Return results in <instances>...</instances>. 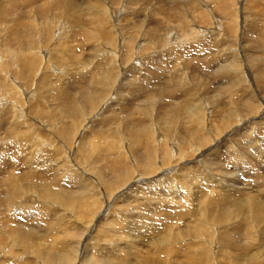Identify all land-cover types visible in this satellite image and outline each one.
Returning a JSON list of instances; mask_svg holds the SVG:
<instances>
[{"label":"rangeland","instance_id":"1","mask_svg":"<svg viewBox=\"0 0 264 264\" xmlns=\"http://www.w3.org/2000/svg\"><path fill=\"white\" fill-rule=\"evenodd\" d=\"M2 1L0 53L14 58L0 70V264H263L264 0Z\"/></svg>","mask_w":264,"mask_h":264},{"label":"bare ground","instance_id":"2","mask_svg":"<svg viewBox=\"0 0 264 264\" xmlns=\"http://www.w3.org/2000/svg\"><path fill=\"white\" fill-rule=\"evenodd\" d=\"M1 1H2V0H1ZM10 1L12 2V0H10ZM16 1H17V0H16ZM81 1H82V0H81ZM93 1H94V0H93ZM260 1H261V0H259V2H260ZM2 2H3V1H2ZM4 2H5V1H4ZM6 2H7V0H6ZM13 2H15V1H13ZM13 2H12V3H13ZM75 2H76V1H75ZM202 2H203V1H202ZM207 2H209V1H207ZM250 2H251V1H250ZM261 2H263V1H261ZM0 3H1V2H0ZM17 3H18V2H17ZM87 3H88V2H87ZM181 3H182V2H181ZM190 3H191V2H190ZM70 4H71V3H70ZM182 4H183V3H182ZM209 4H210V3H209ZM217 4H218V3H217ZM220 4H221V2H220ZM254 4H255V3H254ZM258 4H259V3H258ZM74 5H76V4H74ZM105 5H106V4H105ZM207 5H208V4H207ZM16 6H17V5H16ZM93 6H94V5H93ZM149 6H150V4H149ZM189 6H190V5H189ZM86 8H87V7H86ZM86 8H85V9H86ZM185 8H186V7H185ZM210 8H212V7H210ZM240 8H241V7H240ZM70 9H71V7H70ZM100 9H101V8H100ZM145 9H146V8H145ZM206 9H207V8H206ZM225 9H226V8H225ZM72 10H73V9H72ZM242 10H243V9H242ZM70 11H71V10H70ZM86 11H87V10H86ZM105 11H106V10H105ZM110 11H112V10H110ZM222 11H223V10H222ZM113 12H114V11H113ZM181 12H182V11H181ZM211 12H212V10H211ZM211 12H209V13H211ZM225 12L227 13V11H225ZM229 12H230V11H229ZM229 12H228L227 14H229ZM233 12H234V11H233ZM14 13H15V12H14ZM110 13H111V12H110ZM136 13H137V12H136ZM222 13H223V12H222ZM241 13H242V12H241ZM53 14H54V13H53L52 11H50V12L48 11V12L42 13L41 15L44 17V19L51 18V15H52V17H53V19H54L55 16H54ZM104 14H105V13H104ZM107 14H108V13H107ZM126 14H127V13H126ZM194 14H195V13H194ZM194 14H193V15H194ZM211 14H212V13H211ZM214 14H215V13H214ZM93 15H94V14H93ZM127 15H129V14H127ZM239 15H240V14H239ZM57 16H58V15H56V17H57ZM61 16H62V15H61ZM123 16H124V15H123ZM129 16H130V15H129ZM210 16H211V15H209V18H210ZM216 16H217V15H216ZM231 16H232V15H231ZM249 16H250V15H249ZM95 17H97V16H95ZM103 17H104V16H103ZM111 17H112V16H111ZM120 17H121V16H120ZM120 17H119V19H120ZM228 17H230V16L228 15ZM232 17H234V16H232ZM232 17H231V18H232ZM245 17L247 18V16H245ZM33 18H34V16H33ZM57 18H58V17H57ZM64 18H65V17H64ZM109 18H110V17H109ZM131 18L133 19V17H131ZM217 18H218V17H217ZM106 19H107V18H106ZM110 19H111V18H110ZM210 19H211V18H210ZM229 19H230V18H229ZM233 19H234V18H233ZM249 19H250V18H247V20H249ZM259 19H260V18H259ZM34 20H35V19H34ZM49 20H50V19H49ZM49 20H48V21H49ZM58 20H59V18H58ZM58 20H57V21H58ZM64 20H65V19H64ZM97 20H98V19H97ZM126 20H127V19H126ZM182 20H183V18H182ZM214 20H215V19H214ZM230 20H231V19H230ZM32 21H33V19H32ZM105 21H106V20H105ZM120 21H121V20H120ZM250 21H252V20H250ZM51 22H52V21H51ZM65 22H66V20H65L64 22H63V20H62V23L65 24ZM95 22H96V21H95ZM98 22H99V20H98ZM106 22H107V21H106ZM180 22H181V21H180ZM211 22H212V21H211ZM263 22H264V21H263ZM46 23H47V22H46ZM73 23H74V22H73ZM234 23H235V22H234ZM246 23H247V21H246ZM254 23H255V22H254ZM53 24H54V21H53ZM150 24H151V23H150ZM186 24H187V23H186ZM208 24H210V22H209ZM211 24H212V23H211ZM241 24H242V22H241ZM44 25H45V24H44ZM44 25H43V26H44ZM47 25H48V23H47ZM58 25H61V23L58 24ZM62 25H63V24H62ZM65 25H67V23H66ZM109 25H111V24H109ZM177 25H178V24H177ZM258 25H259V24H258ZM56 26H57V25H56ZM173 26H174V25H173ZM208 26H209V25H208ZM218 26H220V25H218ZM33 27H34V26H33ZM189 27H190V26H189ZM230 27H231V26H230ZM243 27H244V26H243ZM43 28H44V27H43ZM48 28H49V27H48ZM66 28H67V27H66ZM256 28H257V27H256ZM177 29H178V28H177ZM54 30H55V29H54ZM62 30H65V29L62 28ZM134 30H135V29H134ZM192 30L194 31L195 28L192 29ZM206 30H207V29H206ZM206 30H205V31H206ZM209 30H212V27H211V29H209ZM42 31H43V30H42ZM236 31H237V30H236ZM45 32H46V31H45ZM50 32H51V31H50ZM53 32H54V31H53ZM100 32H101V31H100ZM136 32L138 33L137 29H136ZM163 32H164V31H163ZM208 32H209V31H208ZM218 32H219V31H218ZM218 32H217V33H218ZM237 32H239V31H237ZM261 32H262V31H261ZM120 33H121V32H120ZM133 33H135V31H134ZM148 33H151V32H148ZM164 33H165V32H164ZM166 33H168V32H166ZM204 33H205V32H204ZM211 33H212V32H211ZM219 33H220V32H219ZM233 33H234V32H233ZM233 33H232V34H233ZM239 33H240V32H239ZM248 33H249V32H248ZM262 33H263V32H262ZM122 34L124 35V33H122ZM140 34H141V33H140ZM215 34H216V33H215ZM215 34L213 35V36H214V39H215V36H216V39H218V36H219V35H218V34L215 35ZM240 34H241V33H240ZM257 34H258V33H257ZM263 34H264V33H263ZM55 35H56V34H55ZM128 35H129V34H128ZM134 35H135V34H134ZM191 35H192V34H191ZM201 35H204V34H201ZM235 35H236V34H235ZM112 36H113V35H112ZM136 36H137V38H138V34H136ZM143 36H144V35H143ZM145 36H146V35H145ZM176 36H177V35H176ZM259 36H260V35H259ZM117 38H118V37H117ZM125 38H126V36H125ZM125 38H124V39H125ZM182 38H184V37H182ZM190 38H191V37H190ZM206 38H208V37H206ZM219 38H220V37H219ZM240 38H241V37H240ZM263 38H264V37H263ZM103 39H104V38H103ZM113 39H114V38H113ZM115 39H116V38H115ZM130 39H131V38H130ZM138 39H139V38H138ZM140 39H141V38H140ZM220 39H221V38H220ZM17 40H18V39H17ZM104 40H105V39H104ZM106 40H107V39H106ZM111 40H112V39H111ZM185 40H187V39H185ZM185 40H184V41H185ZM120 41H121V40H120ZM126 41H128V40H126ZM139 41H140V40H139ZM144 41H145V40H144ZM178 41H179V40H178ZM214 41H216V40H213V42H214ZM217 41H218V40H217ZM221 41H222V40H221ZM124 42H125V41H124ZM129 42H130V40H129ZM137 42H138V41H137ZM145 42H146V41H145ZM192 42H193V41H192ZM225 42H226V41H225ZM121 43H122V42H121ZM157 43H158V42H157ZM171 43H174V42H171ZM223 43H224V42H223ZM223 43H222V44H223ZM139 44H140V43H139ZM139 44H138L139 47L143 45V44H142V45H141V44L139 45ZM149 44H150V43H149ZM152 44H153V42H152ZM214 44L216 45L217 43H213V45H214ZM224 44H225V43H224ZM230 44H231V42H230ZM102 45H103V44H102ZM114 45H116V44H114ZM127 45H128V43H127ZM136 45H137V44H136ZM144 45H145V44H144ZM153 45H154V44H153ZM213 45H211V46H213ZM123 46H125V45H123ZM154 46H155V45H154ZM156 46H157V45H156ZM166 46H167V45H166ZM219 46H220V45H219ZM231 46H232V45H231ZM113 47H114V46H113ZM116 47H117V46H116ZM147 47H148V46H147ZM151 47H153V46H151ZM151 47H150V48H151ZM216 47H217V45H216ZM140 48H141V47H140ZM155 48H156V47H155ZM164 48H165V47H164ZM220 48H221V47H220ZM229 48H230V47H229ZM233 48H234V47H233ZM20 49H21V48H20ZM29 49H30V48H29ZM131 49H132V48H131ZM153 49H154V48H153ZM153 49H152V50H153ZM156 49H157V48H156ZM166 49H167V48H166ZM256 49H257V48H256ZM30 50H31V49H30ZM107 50H109V48H108ZM113 50H114V49H113ZM146 50H148V49L146 48ZM150 50H151V49H150ZM159 50H160V48H159ZM218 50H219V49H218ZM223 50H225V49H223ZM251 50H252V49H251ZM254 50H255V49H254ZM99 51H101V50H99ZM116 51H117V49H116ZM116 51H115V53H114V52H112V53L116 54V53H117ZM136 51H137V50H136ZM4 52H5V53H3V52L1 51V53H0V70H1L2 59L4 60V64H7V62H8V60H9L10 57H11V58H14V57H13V56H14V55H13L14 52H13L12 55H8V54H7V50H5ZM35 52H36V50H35ZM35 52H32V53H35ZM132 52H133V50H132ZM134 52H135V51H134ZM139 52H140V51H138V53H139ZM161 52H162V50H161ZM215 52H216V51H215ZM218 52H219V51H218ZM249 52H250V51H249ZM257 52H258V51H257ZM23 53H24V52H23ZM32 53H31V54H32ZM107 53H108V52H107ZM112 53H111V54H112ZM136 53H137V52H136ZM138 53H137V54H138ZM237 53H238V52H237ZM18 54H19V53H18ZM20 54H21V53H20ZM98 54H100V53L98 52ZM134 54H135V53H134ZM96 55H97V54H96ZM101 55H102V54H101ZM217 55H218V54H217ZM223 55H224V54H223ZM225 55H227V54H225ZM235 55H236V54H235ZM7 56H8L9 58H8ZM33 56H34V54H33ZM108 56H109V54H108ZM115 56H117V55H115ZM134 56H135V55H134ZM30 57H31V56H30ZM30 57H29V59H30ZM38 57H39V56H38ZM98 57H99V55H98ZM109 57H110V56H109ZM117 57H118V56H117ZM200 57H201V56H200ZM206 57H207V56H206ZM223 57H224V56H223ZM238 57H240V56H238ZM244 57H245V56H244ZM32 58H33V57H32ZM99 58H100V57H99ZM119 58H121V55H120ZM157 58H159V57L157 56ZM160 58H161V57H160ZM160 58H159V59H156V60L159 61ZM163 58H164V57H163ZM226 58H227V57H225V59H226ZM240 58H241V57H240ZM240 58H239V59H240ZM257 58H258V56H257ZM29 59H28V60H29ZM110 59H111V58H110ZM112 59H113V58H112ZM114 59H116V58H114ZM164 59H165V58H164ZM168 59H169V58H168ZM215 59H216V58H215ZM239 59H238V60H239ZM249 59H250V57H249ZM33 60H34V59H33ZM102 60H103V59H102ZM117 60H118V59H117ZM170 60H171V59H170ZM177 60H178V59H177ZM238 60H237V58H236L235 62L238 61ZM259 60H261V58H260ZM104 61H105V60H104ZM111 61H112V60H111ZM141 61H143V60H141ZM153 61H154V60H153ZM171 61H172V60H171ZM226 61H227V60H226ZM248 61H249V60H248ZM252 61H253V60H252ZM156 62H157V61H156ZM168 62H169V61H168ZM261 62H262V61H261ZM263 62H264V61H263ZM111 63H112V62H111ZM121 63H122V62H121ZM226 63H227V62H226ZM230 63H231V62H230ZM32 64H34V63H32ZM227 64H228V63H227ZM227 64H226V65H227ZM231 64H232V63H231ZM30 65H31V64H30ZM198 65H199V64H198ZM248 65H249V64H248ZM251 66H252V65H251ZM37 67H38V66H37ZM102 67H103V66H102ZM107 67H108V66H107ZM125 67H126V66H124V68H125ZM132 67H133V66H132ZM239 67H240V66H239ZM252 67H253V66H252ZM32 68H33V67H32ZM112 68H113V67H112ZM118 68H119V66H118ZM122 68H123V66H122ZM159 68H160V67H159ZM222 68H223V67H222ZM222 68H221V69H222ZM257 68H259V67L256 66V69H257ZM133 69H134V67H133ZM204 69H205V68H204ZM107 70H108V69H107ZM110 70H111V69H110ZM139 70H140V69H139ZM143 70H144V69H143ZM217 70L219 71L218 68H217ZM240 70H241V69H240ZM118 71H119V70H118ZM122 71H123V70H122ZM132 71H133V70H132ZM134 71H135V70H134ZM256 71H257V70H256ZM5 72H6V71H5ZM5 72H3V74H5ZM135 72H136V71H135ZM135 72H133V73H135ZM145 72H146V71H145ZM8 73H9V72H6V75H7ZM124 73L127 74V72H123V74H124ZM141 73H142V71H141ZM219 73H220V72H219ZM255 73H256V72H255ZM259 73H260V72H259ZM262 73H263V72L261 71V74H262ZM129 74H130V72H129ZM142 74H144V73H142ZM180 74H181V73H180ZM183 74H184V73H183ZM233 74H234V73H233ZM236 74H237V73H236ZM251 74H252V73H251ZM115 75H117V74H115ZM121 75H122V74H121ZM177 75H178V74H177ZM257 75H259V74H257ZM32 76H33V75H32ZM109 76H111V75H109ZM118 76H119V75H118ZM125 76H126V75H125ZM125 76H124V77H125ZM130 76H132V75H130ZM160 76H161V75H160ZM179 76H180V75H179ZM254 76H255V75H254ZM262 76H263V74H262ZM3 77H4V76H3ZM102 77H103V76H102ZM102 77H101V78H102ZM114 77H115V76H114ZM143 77H146V76L144 75ZM147 77H148V76H147ZM147 77H146V78H147ZM162 77H163V76H162ZM175 77H176V76H175ZM237 77H238V75H237ZM117 78H118V77H117ZM153 78H154V77H153ZM158 78H159V77H158ZM239 78H240V77H239ZM261 78H262V77H261ZM261 78H260V80H261ZM13 79H14V77H13ZM94 79H95V78H94ZM102 79H103V78H102ZM102 79H101V80H102ZM105 79H106V78H105ZM109 79H110V78H109ZM118 79H119V78H118ZM129 79H130V78H129ZM129 79H128V80H129ZM142 79H144V78H142ZM177 79H179V78H177ZM184 79H185V78H184ZM227 79H228V78H227ZM107 80H108V78H107ZM107 80H106V81H107ZM132 80H133V79H132ZM198 80H199V79H198ZM235 80H236V79H235ZM256 80H257V78H256ZM262 80H263V79H262ZM106 81H103V83H106ZM108 81H109V80H108ZM108 81H107V82H108ZM123 81H124V80H123ZM130 81H131V80H129V82H130ZM145 81H146V80H145ZM181 81H182V80H181ZM185 81H186V80H185ZM239 81H241V80L239 79ZM254 81H255V80H254ZM14 82H15V81H12V83H11L10 85L13 86ZM143 82H144V81H143ZM157 82H159V81H157ZM171 82H172V81H171ZM220 82H221V81H220ZM229 82H230V81H229ZM237 82H238V80H237ZM90 83H91V82H90ZM90 83H89V85H90ZM122 83H124V82H122ZM145 83H146V82H145ZM238 83H239V82H238ZM261 83H262V81H261ZM109 84H112V82L109 83ZM124 84H125V83H124ZM126 84H128V83H126ZM15 85L17 86V87H16V88H17V91H19L20 89H18V87H19L20 84L17 82V84H15ZM102 85H103V84H102ZM117 85H118V84H117ZM121 85H122V84H121ZM174 85H175V84H174ZM176 85H177V84H176ZM247 85H248V84H247ZM113 86H114V85H113ZM125 86H126V85H125ZM168 86H169V85H168ZM230 86H231V85H230ZM233 86H234V85H233ZM248 86H249V85H248ZM20 87H21V86H20ZM20 87H19V88H20ZM87 87H88V85H87ZM103 87H104V85H103ZM106 87H107V86H106ZM108 87H109V86H108ZM116 87H117V86H116ZM122 87H123V86H122ZM122 87H120V85H119V88H122ZM136 87H137V86H136ZM242 87H244V86H242ZM0 88H1V86H0ZM8 88H9V87H8ZM16 88H15V89H16ZM110 88H111V87H110ZM114 88H115V87H114ZM117 88H118V87H117ZM123 88H124V87H123ZM127 88L129 89L128 85H127ZM145 88H146V87H145ZM236 88H237V87H236ZM26 89H27V88H26ZM87 89H88V88H87ZM112 89H113V87H112ZM192 89H193V88H192ZM1 90H2V88L0 89V91H1ZM8 90H9V89H8ZM113 90H114V89H113ZM118 90H119V89H118ZM137 90H138V88H137ZM172 90H173V89H172ZM237 90H238V89H237ZM12 91H13V90H12ZM17 91L15 90V93H16L17 95H19V94L17 93ZM115 91H116V90H115ZM129 91H130V90H129ZM190 91H192V90H190ZM195 91H196V89H195ZM6 92H7V91H6ZM119 92H120V91H118L117 93H119ZM124 92H125V91H124ZM130 92H131V91H130ZM130 92H129V94H130ZM132 92H133V91H132ZM138 92H139V90H138ZM169 92H171V91H169ZM239 92H240V91H239ZM244 92H245V90H244ZM108 93H111V92L109 91ZM127 93H128V92H127ZM136 93H137V92H136ZM139 93H142V91L139 92ZM139 93H138V94H139ZM146 93H147V92H146ZM179 93H180V92H179ZM197 93H198V89H197ZM240 93H241V92H240ZM240 93H238V94H240ZM6 94H7V93H6ZM9 94H10V93H9ZM142 94H143V93H142ZM142 94H141V95H142ZM168 94H171V93H168ZM211 94H212V93H211ZM242 94H243V93H242ZM245 94H247V93H245ZM245 94H244V95H245ZM7 95H8V94H7ZM106 95H107V93H106ZM111 95H112V94H111ZM190 95H191V93H190ZM193 95H195V93H194ZM193 95H192V96H193ZM228 95H229V94H228ZM231 95H232V94H231ZM231 95L229 96L230 98H231ZM248 95H249V94H248ZM32 96H33V95H32ZM100 96H101V95H100ZM103 96H105V95L103 94ZM114 96H115V95H114ZM124 96H125V94H124ZM129 96H130V95H129ZM143 96H144V95H143ZM166 96H167V95H166ZM186 96H187V95H186ZM241 96H242V95H241ZM107 97H108V96H107ZM137 97H139V96H137ZM145 97H146V95H145ZM171 97H172V96H171ZM184 97H185V96H184ZM227 97H228V96H227ZM229 97H228V99H229ZM242 97H243V96H242ZM242 97H241V98H242ZM245 97H246V96H245ZM247 97H249V96H247ZM247 97H246V98H247ZM250 97H251V96H250ZM250 97H249V98H250ZM117 98H118V97H117ZM124 98H125V97H123V99H124ZM132 98H134L133 95H132ZM143 98H144V97H143ZM146 98H147V97H146ZM188 98H189V97H188ZM193 98H194V97H193ZM253 98H254V97H253ZM6 99H7V98H6ZM16 99H17V103L15 102V103H16L15 106L20 108V107H21V106H20L21 103H20V101H19V99H18L17 96H16ZM94 99H96V98H94ZM99 99H101V97H100ZM108 99H109V98H108ZM120 99H121V98H120ZM120 99H119V100H120ZM126 99H127V98H126ZM128 99H130V97H129ZM195 99H196V97H195ZM228 99H227V100H228ZM232 99H233V98H232ZM12 100H13V99H12ZM102 100H103V98H102ZM113 100H115V99L113 98ZM124 100H125V99H124ZM145 100H146V99H145ZM151 100H152V99H150V101H151ZM187 100H188V99H187ZM248 100H249V99H248ZM250 100H252V98H251ZM250 100H249V101H250ZM262 100H263V99H262ZM110 101H112V100L110 99ZM121 101H122V99H121ZM133 101H134V100H133ZM139 101H140V100H139ZM146 101H147V100H146ZM155 101H156V100H155ZM169 101H171V98H170ZM201 101H202V100H201ZM237 101H238V100H237ZM242 101H243V100H242ZM96 102H97V101H96ZM100 102H102V101H100ZM174 102H175V101H174ZM245 102H247V101H245ZM255 102H256V101H255ZM258 102H259V99H258ZM126 103H127V100H126ZM129 103H130V102H129ZM133 103H134V102H133ZM143 103H144V102H143ZM147 103H148V102H147ZM175 103H176V102H175ZM191 103H192V102H191ZM10 104H11V103H10ZM13 104H14V103H13ZM108 104H109V103H108ZM134 104H135V103H134ZM145 104H146V102H145ZM145 104H144V105H145ZM171 104H172V103H171ZM235 104H238V103H235ZM244 104H245V103H244ZM248 104H249V103H248ZM259 104H260V103H259ZM259 104H258V105H259ZM261 104H262V103H261ZM261 104H260V105H261ZM263 104H264V103H263ZM135 105H136V104H135ZM149 105H150V104H149ZM154 105H155V102H154ZM169 105H170V104H169ZM228 105H229V104H228ZM239 105H240V104H239ZM239 105H238V106H239ZM245 105H246V104H245ZM253 105H254V102H253ZM100 106H101V105H100ZM102 106H103V104H102ZM113 106H114V105H113ZM136 106H137V105H136ZM188 106H189V105H188ZM234 106H235V105H234ZM251 106H252V105H251ZM261 106H262V105H261ZM134 107H135V106H134ZM182 107H183V106H182ZM226 107H230V106H226ZM247 107H248V106H247ZM255 107H256V105H255ZM257 107H258V106H257ZM180 108H181V107H180ZM214 108H215V107H214ZM241 108H242V107H241ZM259 108H260V107H259ZM6 109H7V107H6ZM14 109H15V108H14ZM20 109H21V108H20ZM102 109H103V108H102ZM112 109H113V108H112ZM134 109H136V108H134ZM137 109H140V108H137ZM137 109H136V110H137ZM172 109H176V108H172ZM172 109H171V110H172ZM182 109H183V108H182ZM193 109H194V108H193ZM200 109H201V108H200ZM232 109H233V108H232ZM242 109H243V108H242ZM257 109H258V108H257ZM21 110H22V109H21ZM178 110H179V109H178ZM222 110H223V109H222ZM225 110H226V109H225ZM234 110H236V109H234ZM96 111H97V110H96ZM144 111H145V110H143V112H144ZM191 111H192V108H191ZM191 111H190V112H191ZM223 111H224V110H223ZM230 111H231V108H230ZM238 111H239V110H238ZM244 111H245V110H244ZM18 112H20L19 109H18ZM22 112H23V111H22ZM141 112H142V110H141ZM143 112H142V113H143ZM170 112H171V111H170ZM174 112H175V111H174ZM176 112H178V111L176 110ZM188 112H189V111H188ZM188 112H187V113H188ZM190 112H189V113H190ZM227 112H228V111H227ZM245 112H246V111H245ZM249 112H250V111H249ZM252 112H253V111H252ZM255 112H256V111H255ZM2 113H3V112H2ZM15 113H16V112H15ZM139 113H140V112H139ZM179 113H180V112H179ZM189 113H188V114H189ZM194 113H195V112H194ZM225 113H226V111H225ZM235 113H236V112H235ZM237 113H238V112H237ZM242 113H243V112H242ZM261 113H262V111H261ZM99 114H100V113H99ZM147 114H148V113H147ZM149 114L151 115V112H149ZM246 114H247V112H246ZM246 114H245V116H246ZM163 115H164V114H163ZM239 115L242 116L241 113H240ZM258 115H260V114H258ZM173 116H174V115H173ZM175 116H178V115L176 114ZM180 116H183V115H181V113H180ZM201 116H202V115H201ZM233 116H234V115H233ZM256 116H257V115H256ZM49 117H50V116H49ZM165 117H166V116H165ZM167 117H168V116H167ZM229 117H230V115H229ZM248 117H249V116H248ZM251 117H252V116H251ZM253 117H254V116H253ZM253 117H252V118H253ZM258 117H259V116H258ZM172 118H174V117H172ZM181 118H182V117H181ZM185 118H186V117H185ZM222 118H223V117H221V120H222ZM225 118H226V117H225ZM232 118H233V117H232ZM246 118H247V117H246ZM259 118H260V117H259ZM261 118L263 119V116H262ZM12 119H13V118H12ZM37 119H38V118H37ZM83 119H84V117H83ZM85 119L88 120V119H90V118H85ZM175 119H176V118H175ZM187 119H188V118H187ZM189 119H190V118H189ZM189 119H188V120H189ZM228 119H229V118H228ZM237 119H238V117H237ZM240 119H241V117H240ZM244 119H245V118H243V120H244ZM54 120H55V119H54ZM87 120H86V121H87ZM182 120H183V119H182ZM193 120H194V119H193ZM230 120H231V119H230ZM248 120H249V119H248ZM46 121H47V120H46ZM88 121H89V120H88ZM183 121H184V120H183ZM185 121H187V120H185ZM196 121H197V119H196ZM203 121H204V120H203ZM223 121H224V119H223ZM223 121H222V122H223ZM228 121H229V120H228ZM237 121H238V120H237ZM237 121H236V122H237ZM245 121H246V119H245ZM258 121H259V120H258ZM35 122H36V121H35ZM37 122H38V121H37ZM188 122H189V121H188ZM222 122H220V124H221ZM239 122H240V121H239ZM249 122H250V121H249ZM254 122H255V120H254ZM33 123H34V122H33ZM78 123H79V122H78ZM166 123H167V122H166ZM170 123H171V122H170ZM184 123H185V122H184ZM189 123H190V122H189ZM205 123H206V122H205ZM224 123L226 124L227 121H224ZM243 123H244V122H243ZM243 123H242V125H243ZM262 123H263V122H262ZM171 124H172V123H171ZM180 124H181V123H180ZM203 124H204V123H203ZM234 124H235V121H234ZM250 124H252V123H250ZM254 124H255V123H254ZM36 125H37V123H36ZM40 125H41V124H40ZM164 125H165V124H164ZM205 125H206V124H205ZM205 125H204V126H205ZM244 125H245V124H244ZM252 125H253V124H252ZM255 125H256V124H255ZM260 125H261V124L258 122V126H260ZM86 126H88V125H86ZM162 126H163V125H162ZM206 126H207V125H206ZM221 126H222V128H224L223 125H221ZM228 126H229V124H228ZM237 126H238V125H237ZM245 126H246V125H245ZM262 126H263V125H262ZM83 127H84V126H83ZM183 127H184V125H183ZM255 127H257V126H255ZM260 127H261V126H260ZM19 128H20V127H19ZM181 128H182V127H181ZM199 128H200V127H199ZM208 128H209V127H208ZM228 128H229V127H228ZM233 128H234V126H233ZM244 128H245V127H244ZM257 128H258V127H257ZM21 129H22V128H21ZM21 129H20V130H21ZM33 129H34V128H33ZM85 129H86V128H85ZM240 129H241V128H239V130H240ZM20 130H19V131H20ZM147 130H148V129H147ZM184 130H185V127H184ZM201 130H204V129H201ZM217 130H218V127H217ZM222 130L224 131V129H222ZM222 130H221V133H222ZM242 130H243V129H242ZM244 130H245V129H244ZM244 130H243V131H244ZM250 130H251V129H250ZM19 131H18V132H19ZM174 131H175V130H174ZM206 131H207V129H205V132H206ZM210 131H211V130H210ZM218 131H220V130H218ZM245 131H246V130H245ZM261 131H262V130H261ZM79 132H80V130H79ZM114 132H115V131H114ZM199 132H200V131H199ZM205 132H204V133H205ZM202 133H203V132H202ZM231 133H233V132H231ZM231 133H230V134H231ZM234 133H235V132H234ZM238 133H239V132H238ZM247 133L249 134L248 131H247ZM222 134H223V133H222ZM253 134H254V133H253ZM257 134H258V133H257ZM79 135H80V133H79ZM87 135H88V134H87ZM214 135H215V134H214ZM232 135H233V134H232ZM243 135H244V132H243ZM261 135H262V134H261ZM123 136H124V135H123ZM180 136H181V135H180ZM211 136H212V135H211ZM229 136H230V135H229ZM245 136L247 137L248 135H245ZM245 136H243V137H245ZM250 136H251V135H250ZM263 136H264V135H263ZM112 137H113V136H112ZM188 137H189V136H188ZM195 137H196V135H195ZM195 137H194V139H196ZM214 137H215V136H214ZM225 137H227V135H225L223 138H225ZM234 137H235V136H234ZM234 137H233V138H234ZM246 137H245V138H246ZM113 138H114V137H113ZM181 138H183V137H181ZM189 138H190V137H189ZM197 138H198V137H197ZM201 138H202V137H201ZM239 138H240V137H239ZM245 138H244V139H245ZM253 138H254V137H253ZM259 138H260V137H259ZM262 138H263V137H262ZM111 139H112V138H111ZM111 139H109V140L111 141ZM218 139H219V137H218ZM240 139H241V138H240ZM249 139H250V138H249ZM255 139H257V138H255ZM255 139H254V140H255ZM263 139H264V138H263ZM109 140H108V141H109ZM168 140H169V139H168ZM183 140H184V138H183ZM220 140H223V139H220ZM226 140L228 141V138H226ZM229 140H230V138H229ZM108 141H107V142H108ZM112 141H113V139H112ZM170 141H172V140H170ZM190 141H191V140H190ZM199 141H200V140H199ZM230 141H231V140H230ZM237 141H238V140H236V142H237ZM245 141H247V140H245ZM252 141H253V140H252ZM165 142H166V141H165ZM187 142H188V141H187ZM187 142H186V143H187ZM202 142H203V141H202ZM218 142H219V140H217L216 142H212V143H213V146H214V144L217 145ZM250 142H251V141H250ZM253 142L255 143V141H253ZM256 142L258 143V141H256ZM96 143H97V142H96ZM103 143H104V142H103ZM105 143H106V142H105ZM157 143H158V142H157ZM177 143H178V142H177ZM189 143H190V142H189ZM195 143H196V142H195ZM199 143H200V142H199ZM244 143H245V142H244ZM244 143H243V144H244ZM109 144H110V143H109ZM149 144H150V143H149ZM230 144H231V145H234L235 142H234V144H233V143H230ZM246 144H247V143H246ZM94 145L96 146V144H94ZM170 145H171V144H170ZM189 145H190V144H189ZM192 145H193V144H192ZM231 145H230V148H231ZM244 145H245V144H244ZM157 146H158V145H157ZM195 146H196V145H195ZM208 146H209V145H208ZM220 146H221V145H220ZM249 146H251V145H249ZM256 146L258 147V144H257ZM86 147H87V146H86ZM113 147H114V146H113ZM193 147H194V146H193ZM201 147H202V145H201ZM239 147H240V146H239ZM251 147H252V146H251ZM103 148H104V147H103ZM194 148H195V147H194ZM206 148H207V147H206ZM221 148H222V146H221ZM246 148H247V147H246ZM110 149H111V147H110ZM185 149H187V148L184 147V149H182V150H185ZM192 149H193V148H192ZM196 149L198 150V148H196ZM207 149H209V148H207ZM233 149H234V148H233ZM247 149H248V148H247ZM249 149H250V148H249ZM93 150H94V149H93ZM187 150H188V149H187ZM214 150H215V149H214ZM214 150H211V152H212V151H213V152H216V150H215V151H214ZM236 150H237V149H236ZM255 150H256V149H255ZM261 150H262V149H261ZM9 151H10V150H9ZM63 151H64V150H63ZM76 151H77V150H76ZM119 151H121V149H119ZM204 151H205V150H204ZM206 151H207V150H206ZM218 151H219V150H218ZM231 151H232V150H231ZM241 151H242V150H241ZM252 151H254V150H252ZM45 152H46V150H45ZM64 152H65V151H64ZM87 152H90V150H87ZM96 152H97V151H96ZM121 152H122V151H121ZM201 152H202V151H201ZM242 152H243V151H242ZM247 152H248V150H247ZM254 152H255V151H254ZM254 152H253V153H254ZM262 152H263V150H262ZM41 153H42V152H41ZM53 153H54V152H53ZM94 153H95V152H94ZM184 153H185V152H184ZM188 153H189V152H188ZM198 153H199V151H197V152L195 151V155H197ZM256 153H257V152H256ZM258 153H260L259 150H258ZM6 154H7V153H6ZM37 154H38V153H37ZM39 154H40V153H39ZM80 154H81V153H80ZM156 154H157V153H156ZM177 154H178V153H177ZM237 154H238V153H237ZM254 154H255V153H254ZM86 155H87V154H86ZM98 155H99V154H98ZM171 155H172V154H171ZM178 155H179V154H178ZM178 155H177V156H178ZM191 155H192V154H191ZM214 155H215V154H214ZM224 155H225V154H224ZM232 155H233V154H232ZM243 155H244V154H243ZM21 156H22V155H21ZM117 156H118V155H117ZM122 156H123V155H122ZM150 156H151V155H150ZM156 156H157V155H156ZM180 156H181V155H180ZM199 156H200V155H199ZM237 156H239V155H237ZM229 157H230V156H229ZM256 157H257V156H256ZM256 157H255V158H256ZM263 157H264V156H263ZM122 158H123V157H122ZM127 158H128V157H127ZM164 158H165V157H164ZM173 158H174V157H173ZM182 158H183V157H182ZM190 158H191V156H190ZM250 158H251V156H250ZM250 158H249V159H250ZM260 158H261V157H260ZM12 159H13V158H12ZM47 159H48V158H47ZM96 159H97V158H96ZM98 159H99V158H98ZM103 159H104V158H103ZM123 159H124V158H123ZM222 159L224 160V158H222ZM230 159H231V158H230ZM235 159L237 160V161H235V163L240 164V165L243 167V169L246 171V173H248L249 169H250V170H254V169H255V167H253V165L255 166V164H251V163L247 162V160H246L245 158H243V157H235ZM252 159H253V158H251V160H252ZM76 160H77V159H76ZM120 160H121V162H122V159H120ZM125 160H126V159H125ZM169 160H170V159H169ZM169 160H168L166 163H168ZM179 160H180V159H179ZM197 160H198V159H197ZM200 160H201V159H200ZM202 160H203V159H202ZM215 160H216V159H215ZM253 160H254V159H253ZM118 161H119V160H118ZM177 161H178V160H177ZM193 161H194V160H193ZM204 161H205V160H204ZM224 161H225V160H224ZM224 161H223V163H224ZM2 162H3V161H2ZM97 162H98V161H97ZM112 162L116 163L115 161H112ZM126 162H127V160H126ZM126 162H125V163H126ZM131 162H132V160H131ZM211 162H212V161H211ZM230 162H231V161H230ZM252 162H253V161H252ZM255 162L258 163V161H256V160H255ZM127 163H129V162H127ZM196 163H197V162H196ZM213 163L215 164V162H213ZM213 163H211V164H213ZM216 163H217V162H216ZM218 163H219V162H218ZM231 163H232V162H231ZM260 163H261V162H260ZM262 163H263V162H262ZM75 164H76V163H75ZM120 164H122V163H120ZM123 164H124V163H123ZM211 164H210V166H211ZM229 164H230V163H229ZM233 164H234V163H233ZM37 165H38V163H37ZM41 165H42V164H41ZM58 165H61V164H58ZM58 165H55V167H58ZM76 165H77V164H76ZM78 165H80V164H78ZM145 165H146V164H145ZM185 165H186V164H185ZM197 165H198V164H197ZM197 165H196V166H197ZM220 165H221V164H220ZM257 165H259V164H257ZM166 166H168V165H166ZM169 166H170V165H169ZM169 166H168V167H169ZM186 166H187V165H186ZM192 166H193V164H192ZM201 166H202V165H201ZM203 166H204V165H203ZM221 166H222V165H221ZM234 166H235V164H234ZM10 167H11V166H10ZM75 167H76V166H75ZM77 167H78V166H77ZM81 167L83 168V166H81ZM107 167H108V166H107ZM114 167H115V166H114ZM219 167H220V166H219ZM219 167H218V168H219ZM224 167H225V166H224ZM224 167H223V168H224ZM235 167H238V166H235ZM145 168H146V167H145ZM165 168H166V167H165ZM182 168H183V167H182ZM206 168H208V166H207ZM228 168H229V167H228ZM232 168H234V167H232ZM238 168H239V167H238ZM240 168H241V167H240ZM240 168H239V169H240ZM51 169H52V168H51ZM53 169H57V168H53ZM78 169H79V168H78ZM169 169H170V168H169ZM203 169H205V168H203ZM214 169L216 170V168H214ZM258 169H262V168H258ZM76 170H77V169H76ZM81 170H83V169H81ZM88 170H89V169H88ZM165 170H166V169H163V168H162L161 171H162V172H165ZM172 170H173V169H172ZM177 170H178V169H177ZM200 170H201V169H200ZM231 170H232V169H231ZM235 170H236V169H235ZM212 171H213V170H212ZM218 171H220V170H218ZM218 171H217V172H218ZM226 171H227V170H226ZM238 171H239V170H238ZM238 171H237V172H238ZM242 171H243V170H242ZM254 171H255V170H254ZM258 171H259V170H258ZM73 172H74V171H73ZM129 172H130V171H129ZM162 172H161V173H162ZM187 172H188V171H187ZM237 172H236V173H237ZM240 172H241V171H240ZM263 172H264V170L262 171V173H263ZM74 173H75V172H74ZM125 173H127L126 170L123 172V174H125ZM188 173H189V172H188ZM195 173H196V172H195ZM198 173H199V172H198ZM219 173H220V172H219ZM243 173H244V172H243ZM257 173H258V172H257ZM56 174H57V173H56ZM123 174H122V175H123ZM169 174H170V173H169ZM214 174H215V173H214ZM229 174H230V173H229ZM252 174H253V172H252ZM252 174H250V175H252ZM255 174H256V173H255ZM255 174L252 175V176H255ZM33 175H34V173H33ZM36 175H38V174H36ZM59 175H60V174H59ZM91 175H92V174H91ZM97 175H99V174H97ZM137 175H138V173H137ZM145 175H146V174H145ZM182 175H183V174H182ZM218 175H220V174H218ZM241 175H242V174H241ZM74 176H75V175H74ZM221 176H222V175H221ZM223 176H224V175H223ZM232 176H233V175H232ZM244 176H245V175H244ZM53 177H54V176H53ZM55 177H56V176H55ZM58 177H60V176H58ZM124 177H125V175H124ZM144 177H146V176H144ZM234 177H235V176H234ZM240 177H241V176H240ZM246 177H247V179H248L247 174H246ZM250 177H251V176H249V179H250ZM257 177H258V175H257ZM259 177H260V174H259ZM259 177H258V178H259ZM70 178H71V177H70ZM75 178H76V177H75ZM82 178H83V177H82ZM140 178H143V177H137V178H135V179L133 178V179H134V180H137V179H140ZM209 178H210V177H209ZM225 178H226V177H225ZM236 178H237V176H236ZM253 178H254V177H252L251 179L253 180ZM258 178H257V179H258ZM55 179H57V178H55ZM189 179H190V178H189ZM249 179H248V180H249ZM30 180H31V179H30ZM76 180H77V179H76ZM97 180H98V179H97ZM209 180H210V179H209ZM213 180H214V179H213ZM226 180H227V179H226ZM55 181H56V180H55ZM103 181H104V179H103ZM120 181H121V180H120ZM220 181H221V179H220ZM239 181H240V180H239ZM259 181H260V180H259ZM259 181H258V182H259ZM163 182H164V181H163ZM212 182H213V181H211V184H212ZM215 182H216V181H215ZM215 182H214V183H215ZM228 182H229V181H228ZM230 182H231V181H230ZM235 182H236V181H235ZM249 182H250V181H249ZM134 183H135V182H134ZM142 183H143V182H142ZM155 183H156V182H155ZM157 183H158V182H157ZM214 183H213V184H214ZM221 183H223V182H221ZM254 183H255V182H254ZM259 183H260V182H259ZM71 184H72V183H71ZM147 184H148V183H147ZM160 184H161V183H160ZM227 184H229V183H227ZM233 184H234V182H233ZM235 184H236V183H235ZM241 184H242V183H241ZM262 184H263V183H262ZM142 185H143V184H142ZM200 185H201V183H200ZM215 185H218V184L215 183ZM222 185H223V184H222ZM225 185H226V184H225ZM250 185H251V186H249V187H252L253 184H250ZM98 186H99V185H98ZM119 186H120V185H119ZM245 186H246V185H245ZM10 187H11V186H10ZM130 187H131V186H130ZM138 187H139V186H138ZM142 187H143V186H142ZM147 187H148V186H147ZM150 187H151V186H150ZM150 187H149V188H150ZM177 187H178V186H177ZM202 187H203V185H202ZM202 187H200V189H202ZM219 187H220V186H219ZM247 187H248V185H247ZM249 187H248V188H249ZM119 188H120V187H119ZM125 188H126V187H125ZM189 188H190V187H189ZM189 188H188V189H189ZM204 188H205V187H204ZM213 188H214V186H213ZM216 188H218V187L216 186ZM226 188H227V187H226ZM231 188L233 189V187H231ZM231 188H230V189H231ZM235 188H236V187H235ZM237 188H238V187H237ZM242 188H243V187H242ZM244 188H245V187H244ZM254 188H255V187H254ZM263 188H264V186H263ZM146 189H148V188H146ZM193 189H194V188H193ZM214 189H215V188H214ZM222 189H223V188H222ZM238 189H239V188H238ZM238 189H237V190H238ZM240 189H241V188H240ZM255 189H256V188H255ZM260 189H261V188H260ZM138 190H139V189H138ZM203 190H204V189H202V191H203ZM212 190H213V189H212ZM20 191H21V190H20ZM181 191H182V190H181ZM190 191H191V190H190ZM198 191H200V190H197V192H198ZM202 191H201V192H202ZM220 191H221V189H220ZM222 191H223V190H222ZM245 191H246V190H245ZM253 191H254V190H253ZM14 192H15V191H14ZM48 192H49V191H48ZM63 192H64V191H63ZM128 192H129V191H128ZM140 192H141V191H140ZM140 192H138V193H140ZM146 192H147V191H146ZM188 192H189V191H188ZM210 192H211V191H210ZM213 192H214V191H213ZM213 192H212V193H213ZM40 193H41V192H40ZM55 193H56V192H55ZM120 193H121V191H120ZM143 193H144V191H143ZM191 193H192V192H191ZM191 193H189V194H191ZM195 193H196V192H195ZM223 193H224V192H223ZM225 193H226V192H225ZM232 193L235 194L234 191H232ZM236 193H237V192H236ZM240 193H241V192H240ZM46 194H47V193H46ZM48 194H50V193H48ZM131 194H132V193H131ZM134 194H135V193H134ZM175 194H176V193H175ZM193 194H194V193H193ZM196 194H197V193H196ZM200 194H202V193H200ZM203 194H204V192H203ZM243 194H245V193H243ZM39 195H40V194H39ZM42 195H43V194H42ZM57 195H59V197L62 196V194H60V193H58ZM136 195H137V193H136ZM191 195H192V194H191ZM191 195H189V196H191ZM197 195H198V194H197ZM226 195H227V194H226ZM245 195H246V194H245ZM261 195H262V194H261ZM9 196H10V194H9ZM16 196H17V195H16ZM19 196H20V195H19ZM202 196H203V195H202ZM257 196H258V195H257ZM10 197H11V196H10ZM20 197H21V196H20ZM203 197H204V196H203ZM220 197H221V196H220ZM226 197H227V196H226ZM231 197H232V196H231ZM238 197H239V195H238ZM240 197H241V196H240ZM240 197H239V198H240ZM253 197H254V196H253ZM263 197H264V196H263ZM18 198H19V197H18ZM45 198H46V197H45ZM228 198H229V196H228ZM234 198H235V197H234ZM244 198H245V197H244ZM204 199H205V198H204ZM216 199H217V198H216ZM223 199H224V198H223ZM223 199H222V200H223ZM240 199H243V198H240ZM245 199H246V198H245ZM257 199H258V198H257ZM259 199H260V198H259ZM3 200H4V199H3ZM12 200H13V197H12ZM198 200H200V199H198ZM234 200H235V199H234ZM260 200H261V199H260ZM262 200H263V199H262ZM193 201H194V200H193ZM201 201H202V200H201ZM230 201H231V200H230ZM244 201H245V200H244ZM250 201H251V200H250ZM253 201H254V200H253ZM4 202H5V201H4ZM6 202H7V201H6ZM9 202L11 203V201H9ZM14 202H15V201H14ZM32 202H33V201H32ZM43 202H44V201H43ZM123 202H124V201H123ZM217 202H218V201H217ZM241 202L243 203V201H241ZM246 202H247V201H246ZM246 202H245V204H246ZM124 203H125V202H124ZM192 203H193V202H192ZM239 203H240V202H239ZM193 204H194V203H193ZM245 204H244V205H245ZM253 204H254V203H253ZM253 204H252V205H253ZM255 204H257V202H256ZM30 205H32V204H30ZM37 205H38V204H37ZM220 205H221V204H220ZM27 206H28V205H27ZM237 206H238V205H237ZM237 206H235V207H237ZM254 206H255V205H254ZM257 206H258V205H257ZM118 207H120V206H118ZM255 207H256V206H255ZM262 207H263V205H262ZM15 208H16V207L14 206V209H15ZM28 208H29V207H28ZM224 208H226V207H224ZM263 208H264V207H263ZM2 209H3V208H2ZM17 209H18V208H17ZM238 209H239V208H237L236 210L238 211ZM255 209H256V208H255ZM257 209H258V208H257ZM223 210H225V209H223ZM242 210H244V209H242ZM253 210H254V209H253ZM258 210H260V209H258ZM2 211H3V210H2ZM12 211H13V210H12ZM44 211H45V210H44ZM107 211H108V210H107ZM209 211H210V210H209ZM244 211H245V210H244ZM246 211H247V210H246ZM246 211H245V213H246ZM248 211H249V209H248ZM250 211H251V210H250ZM99 212H100V211H97V213H95V214H98ZM214 212H215V211H214ZM240 212H241V211H240ZM253 212H254V211H253ZM210 213H211V212H210ZM249 213H251V212H249ZM249 213H247V214H249ZM34 214H35V213H34ZM95 214H94V216H95ZM100 214H101V213H100ZM208 214H209V213H208ZM213 214H214V213H213ZM263 214H264V213H263ZM39 215H40V214H39ZM258 215L260 216L259 213H258ZM224 216H225V215H224ZM250 216H252V215H250ZM44 217H45V216H44ZM89 217H90V216H89ZM216 217H218V216H216ZM119 218H120V217H119ZM206 218H207V217H206ZM219 218H220V217H219ZM221 218H222V217H221ZM234 218H235V217H234ZM14 219H15V218H14ZM14 219H13V220H14ZM140 219H141V218H140ZM216 219H217V218H216ZM222 219H223V218H222ZM5 220H6V219H5ZM105 220H106V219H105ZM122 220H123V217H122ZM125 220H126V219H125ZM220 220H221V219H220ZM256 220H257V219H256ZM26 221H27V219H26ZM133 221H134V220H133ZM144 221H145V220H144ZM215 221H216V220H215ZM218 221H219V220H218ZM147 222H148V221H147ZM236 222H237V221H236ZM238 222H239V221H238ZM119 223H120V222H119ZM131 223H132V222H131ZM40 224H41V223H40ZM126 224H127V222H126ZM143 224H144V223H143ZM222 224H223V223H222ZM135 225H136V224H134V226H135ZM240 225H241V224H240ZM251 225H252V224H251ZM134 226H133V227H134ZM143 226H144V228H145V225H143ZM143 226H142V227H143ZM126 227H127V226H126ZM147 227H149V226H147ZM147 227H146V228H147ZM152 227H153V226H152ZM241 229H242V228H241ZM255 229H256V228H255ZM28 230H29V229H26V228L24 229V228H23V230H20L19 232H20L21 234H23V237H24L25 235H27V232H28V234H29V231H28ZM74 230H75V229H74ZM89 230H90V229H89ZM89 230H88V231H89ZM241 231H242V230H241ZM263 231H264V230H263ZM190 232H191V231H190ZM212 232H213V231H212ZM91 233H92V231H91ZM133 233H134V232H133ZM197 233H198V232H197ZM260 233L262 234V232H260ZM263 233H264V232H263ZM84 234H85V233H82V234H81V238L84 236ZM179 234H180V233H179ZM200 234H201V233H200ZM211 234H212V233H211ZM113 235H114V234H113ZM141 235H142V234H141ZM212 235L214 236V234H212ZM212 235H211V236H212ZM225 235H226V234H225ZM263 235H264V234H263ZM195 236H196V235H195ZM198 236H199V235H198ZM202 236H203V235H202ZM238 236H239V235H238ZM125 237H126V236H125ZM236 237H237V236H236ZM25 238H26V237H25ZM194 238H195V237H194ZM196 238H197V237H196ZM199 238H201V237L199 236ZM214 238H215V237H214ZM221 238H222V237H221ZM226 238H227V237H226ZM233 238H234V237H233ZM129 239H130V238H129ZM218 239H219V238H218ZM238 239H239V238H238ZM256 239H257V238H256ZM28 240H29V239H28ZM122 240H123V239H122ZM122 240H121V241H122ZM220 240H221V239H220ZM220 240H219V242H220ZM223 240H225V239H223ZM223 240H222V241H223ZM217 241H218V240H217ZM227 241L230 242V240H227ZM241 241H242V239H241ZM256 241H257V240H256ZM111 242H112V241H111ZM113 242H114V241H113ZM210 242H211V241H210ZM212 242H213V241H212ZM233 242H234V241H233ZM235 242H236V241H235ZM247 242H248V241H247ZM83 243H84V242H83ZM83 243H82V244H83ZM129 243H130V242H129ZM151 243H152V242H151ZM213 243H214V242H213ZM222 243H224V242H222ZM231 243H232V242H231ZM123 244H124V242H123ZM123 244H122V245H123ZM210 244H212V243H210ZM224 244H225V243H224ZM227 244H228V243H227ZM232 244H233V243H232ZM232 244H231V245H232ZM256 244H257V243H256ZM262 244H263V243H262ZM65 245H66V244H65ZM116 245H117V244H116ZM214 245H215V244H214ZM228 245H229V244H228ZM228 245H227V246H228ZM231 245H230V247H231ZM234 245H235V244H234ZM263 245H264V244H263ZM125 246H126V244H125ZM129 246H130V245H129ZM210 246H211V245H210ZM221 246H222V245H221ZM232 246H233V245H232ZM239 246H240V245H239ZM260 246H261V245H260ZM260 246H258V247H260ZM117 247H118V245H117ZM117 247H116V248H117ZM211 247H212V246H211ZM243 247H244V245H243ZM256 247H257V246H256ZM263 247H264V246H263ZM116 248H115V249H116ZM121 248H122V246H121ZM124 248H125V247H124ZM215 248H216V247H215ZM232 248H234V247H232ZM232 248H231V249H232ZM237 248H238V247H237ZM251 248H252V247H251ZM117 249H118V248H117ZM119 249H120V248H119ZM125 249H126V248H125ZM213 249H214V248H213ZM220 249H221V248H220ZM235 249H236V248H235ZM235 249H234V250H235ZM241 249H242V248H241ZM254 249H255V248H254ZM121 250H122V249H121ZM123 250H124V249H123ZM236 250H237V249H236ZM8 251H9V250H8ZM107 251H108V250H106V251H104V252L102 251V252L99 254V256H100V257H101V256L105 257ZM155 251H156V250H155ZM166 251H167V250H166ZM219 251H220V250H219ZM223 251H224V250H223ZM225 251H226V250H225ZM229 251H230V250H229ZM239 251H240V250H239ZM108 252H111V251H108ZM215 252H216V251H215ZM231 252H232V251H231ZM235 252H236V251H235ZM237 252H238V251H237ZM237 252H236V253H237ZM17 253H18V252H17ZM102 253H104V254L101 255ZM229 253H230V252H229ZM246 253H248V252H246ZM249 253H250V252H249ZM201 254H202V253H201ZM214 254H216V253H214ZM226 254H228V253H226ZM238 254H241V253L238 252ZM84 255H85V254H84ZM202 255H203V254H202ZM236 255H237V254H236ZM243 255H244V254H243ZM252 255H253V254H252ZM206 256H207V255H206ZM213 256H215V255H213ZM227 256H228V255H226V257H227ZM231 256H232V254H231ZM116 257H117V256H116ZM148 257H149V256H148ZM226 257H225V258H226ZM241 257H242V256H241ZM247 257H248V256H247ZM255 257H256V256H255ZM262 257H263V256H262ZM81 258H82V251H81V254L79 255V259H81ZM149 258H150V257H149ZM222 258H223V256L221 257V259H222ZM227 258H228V257H227ZM234 258H235V257H234ZM234 258H233V260H234ZM236 258H237V256H236ZM9 259H10V258H9ZM134 259H135V258H134ZM203 259H206V258H203ZM203 259H202V260H203ZM208 259H209V258H208ZM239 259H240V258H239ZM243 259H244V258H243ZM258 259H259V258H258ZM174 260H175V259H174ZM213 260H214V259H213ZM213 260H212V261H213ZM226 260H227V259H226ZM251 260H252V259H251ZM10 261H11V260H10ZM220 261H222V260H220ZM223 261L225 262V260H223ZM242 262H244V260H243ZM248 262H250V261H248ZM202 263H203V262H202ZM206 263H208V262H206ZM148 264H149V263H148ZM252 264H253V263H252ZM263 264H264V263H263Z\"/></svg>","mask_w":264,"mask_h":264}]
</instances>
